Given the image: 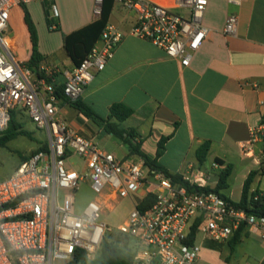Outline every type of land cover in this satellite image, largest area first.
I'll return each mask as SVG.
<instances>
[{
    "label": "built area",
    "instance_id": "2783aa9c",
    "mask_svg": "<svg viewBox=\"0 0 264 264\" xmlns=\"http://www.w3.org/2000/svg\"><path fill=\"white\" fill-rule=\"evenodd\" d=\"M35 1L45 0H0V132L8 129L13 112L20 109L48 138L44 149L21 162L10 177L0 178V264H60L78 252L94 260L112 230L103 217L127 198L134 209L117 232L130 240L135 264H195L204 241L229 243L242 225L264 241V217L248 214L217 192L201 191L211 180L203 170L191 168L182 174L189 187L175 184L141 158L121 159L101 149L59 117L58 90L71 103L81 99L95 76L105 70L124 34L108 24L101 40L59 87L36 76L27 67L29 57L17 58L23 38L13 24L14 13ZM209 1L114 3L135 13L132 35L189 67L211 32L203 22ZM227 2L240 7L243 0ZM104 3L95 0L98 19ZM52 17H59L56 5ZM238 23V16L230 14L225 34L236 35ZM40 69L49 77L51 71ZM241 149L264 174V119L249 130ZM213 167L221 166L214 163ZM85 182L94 198L78 211L76 193ZM149 195L155 202L139 209ZM259 196L264 193L256 199Z\"/></svg>",
    "mask_w": 264,
    "mask_h": 264
},
{
    "label": "crops",
    "instance_id": "0c3cea01",
    "mask_svg": "<svg viewBox=\"0 0 264 264\" xmlns=\"http://www.w3.org/2000/svg\"><path fill=\"white\" fill-rule=\"evenodd\" d=\"M153 1L172 4V0ZM53 5L57 6L58 18L52 17ZM94 9L95 0H45L26 6L39 38L41 66L51 71L49 77L59 87L75 68L64 48L65 36L97 21ZM47 14L56 28L49 27ZM230 14L239 19L233 36L224 32ZM24 16L23 8L16 9L13 24L22 38H28L30 58L32 43ZM135 21V13L113 5L108 24L123 33L124 39L105 70L86 87L81 100L103 118L109 116L115 103L131 107L134 114L121 128L135 129L143 152L152 158L159 141L171 136L158 161L173 174H184L197 166L198 148L211 142L207 161L219 160L222 168L231 167L224 194L239 202L249 174L261 170L255 159L242 154L241 145L249 138V130L264 119V0H243L240 7L227 0H210L203 22L211 32L189 67L132 35ZM59 109V117L81 134L95 140L96 134L104 132L64 100H59ZM116 148L111 152L121 159H139L130 156L123 144ZM252 190L264 193V174L255 176ZM225 245L231 255L239 256V264H264V241L257 233L247 230L234 248ZM201 261L200 255L195 264Z\"/></svg>",
    "mask_w": 264,
    "mask_h": 264
},
{
    "label": "trees",
    "instance_id": "16d2710c",
    "mask_svg": "<svg viewBox=\"0 0 264 264\" xmlns=\"http://www.w3.org/2000/svg\"><path fill=\"white\" fill-rule=\"evenodd\" d=\"M114 4V0H105L101 18L84 28L65 36L64 48L75 67H78L83 62L90 51L101 40L102 34L108 25L109 17ZM23 9L25 12V24L28 27L32 43V53L27 61V67H29L32 72L35 73V75L39 78L44 77L46 78L47 82H53L52 78L46 77L45 73L40 69L41 63L43 62V56L39 52V38L37 30L30 17V14L26 10V6L23 7ZM47 16L49 27L53 28L54 22L49 19L48 14ZM58 98L60 100H64L85 117L102 127L107 134L116 137L127 148L130 156L136 155L139 158L143 159L146 165H148L150 168L164 172L166 176L172 179L175 184L188 186V184L183 181V175L181 173H170L159 164L158 160L165 153L166 144L171 136L163 137L159 141L156 157L152 158L145 152H143L142 142L138 140L139 133L135 129L121 128V124L127 121L134 114V110L131 107L123 103H115L110 108L109 116L107 118H103L96 114L92 110V108L86 105L81 99L76 102H69L62 94L61 89L58 90ZM19 136L31 137V133L24 131L23 125L21 123H18L15 111L12 114L8 129L5 132H0V150L5 148L8 142L17 139ZM44 148L45 144L41 146V148H39L35 153ZM210 150L211 142H205L198 148L196 156L200 165H204L206 163ZM35 153H33V155ZM27 159L28 158L23 157V161ZM217 162L220 166H223V163L221 161L217 160ZM231 173L232 169L230 166L222 168L218 177L217 186L214 189L207 187L206 189H201V191L217 192L225 199L233 202L224 194V191L229 188V179ZM257 174H263L262 170L252 171L249 174L243 185L241 200L237 203H233L238 208L244 209L248 214L256 215L258 217H264V196H259L256 199L260 191L252 190V184ZM154 202L155 197L149 195L141 201L139 209H148ZM196 231L197 228L195 227L193 229V238L196 234ZM246 231V226L242 225L241 228L235 233L232 240L229 242V245L234 248V245L239 243ZM66 264H135V262L130 240L128 239V237L118 233V235H115V237H109L107 234L98 252V255L94 260L88 261L83 252H78L74 259L67 262Z\"/></svg>",
    "mask_w": 264,
    "mask_h": 264
},
{
    "label": "rangeland",
    "instance_id": "374dc122",
    "mask_svg": "<svg viewBox=\"0 0 264 264\" xmlns=\"http://www.w3.org/2000/svg\"><path fill=\"white\" fill-rule=\"evenodd\" d=\"M21 45V52L18 54L17 58L19 60H25L30 53L27 37L23 38ZM73 109L72 111H74ZM69 116H71L70 113ZM16 117L18 123L23 125L24 131L31 133V137L19 136L17 139L8 142L7 146L0 150V178L3 179L10 177L14 173L15 169L23 161V157L28 158L33 155V153L46 144L48 140L46 132L40 130L37 125L32 122L26 111L18 109L16 111ZM99 128L103 130L102 127L97 125L98 130ZM95 137L97 145L101 149L109 152L116 150V146L122 144L116 137L107 134L106 131L96 134ZM121 150L125 151L124 149ZM76 162L78 161L76 160ZM214 163H218L217 160L206 161L204 165L197 164V166L193 167V170H203L207 177L211 178V180L208 181V185L212 189L217 186L218 177L222 170V167H213ZM76 198V207L78 211L83 210L88 202L94 198V193L91 191L88 182L81 184L80 189L76 193ZM233 198L237 199L235 196H233ZM133 209L134 203L131 198L123 199L111 213L103 217V221L112 229L108 234L109 237L118 235L117 228L125 222ZM206 243H210L212 246L205 245ZM202 247V252L200 254L202 261L198 264H239V256L235 253L231 255V249L228 245L208 240L202 243ZM228 257L230 258L229 260L227 259ZM66 263L67 262H62L60 264Z\"/></svg>",
    "mask_w": 264,
    "mask_h": 264
}]
</instances>
